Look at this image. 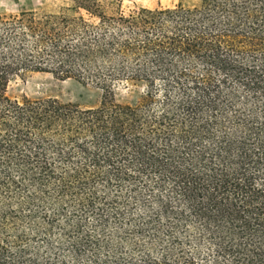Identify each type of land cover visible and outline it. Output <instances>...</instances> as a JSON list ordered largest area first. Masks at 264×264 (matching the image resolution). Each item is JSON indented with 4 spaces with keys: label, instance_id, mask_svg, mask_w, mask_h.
Returning a JSON list of instances; mask_svg holds the SVG:
<instances>
[{
    "label": "trees",
    "instance_id": "1",
    "mask_svg": "<svg viewBox=\"0 0 264 264\" xmlns=\"http://www.w3.org/2000/svg\"><path fill=\"white\" fill-rule=\"evenodd\" d=\"M72 2L0 17V264H264V0Z\"/></svg>",
    "mask_w": 264,
    "mask_h": 264
},
{
    "label": "rangeland",
    "instance_id": "2",
    "mask_svg": "<svg viewBox=\"0 0 264 264\" xmlns=\"http://www.w3.org/2000/svg\"><path fill=\"white\" fill-rule=\"evenodd\" d=\"M72 3V0H0V17L17 15L22 11L56 14ZM178 3L179 0H104L105 5L120 7L123 13L138 9H171ZM195 3L196 0H183L185 6ZM102 94L93 85L75 79L61 81L39 73L15 77L7 89V95L13 100L56 99L83 109L99 106ZM139 95L140 91L135 88L120 87L115 90V100L122 104L138 100Z\"/></svg>",
    "mask_w": 264,
    "mask_h": 264
}]
</instances>
